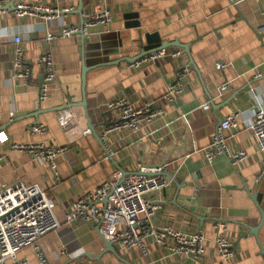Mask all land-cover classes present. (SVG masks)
<instances>
[{"label":"crops","instance_id":"crops-1","mask_svg":"<svg viewBox=\"0 0 264 264\" xmlns=\"http://www.w3.org/2000/svg\"><path fill=\"white\" fill-rule=\"evenodd\" d=\"M79 1L12 0L14 6L58 9L50 21L42 13L23 18L10 10L0 13V132L13 143L41 142L67 149L57 159L58 182H53L46 166L23 152H6L0 165V186L19 181L36 184L54 200L61 225L39 242L46 264H264V154L258 153L250 130L256 109L264 103V31L255 32L264 26V0H82V15ZM69 8L68 13L61 11ZM104 8L112 11L108 25L87 26L83 38L57 36L62 27L80 26L84 15ZM136 14L138 18L132 20ZM135 22L140 28H132ZM139 30L158 34L164 43L188 45V55L170 47L162 60L130 68L121 60L141 55ZM47 33L55 36L48 43ZM15 36L21 38L23 57L30 65L28 82L14 77ZM45 53L52 57L56 80L38 106L43 72L38 61ZM221 65L225 67L220 69ZM84 66L91 70L83 97ZM176 73L183 76V90L166 102L163 94ZM223 84L228 90L220 92ZM117 97L127 98L134 107L150 103L161 113L139 135L100 127L104 121L113 124L106 104ZM83 103L90 124L98 126L101 142L92 133L83 134L88 130L79 106ZM204 103L206 110L201 109ZM231 114H237L239 127L226 134V143L229 151H243L246 157L234 167L225 157L208 164L204 151L219 122ZM67 120L74 122V128L63 133L60 128ZM34 124L46 126L48 132L30 134L28 128ZM161 165L171 179L166 177L168 185L150 196L160 206L153 226L185 235L201 231L203 257L175 255L154 236L144 241L147 256L138 248L115 247L116 257L103 253L102 237L94 228L65 223L70 204L112 175L123 178L141 167L150 172L153 168L148 167ZM220 223L221 230L216 228ZM256 227L253 236L250 231ZM217 232L233 244L232 257L218 253ZM17 257L27 264H41L30 247L21 249Z\"/></svg>","mask_w":264,"mask_h":264},{"label":"built area","instance_id":"built-area-1","mask_svg":"<svg viewBox=\"0 0 264 264\" xmlns=\"http://www.w3.org/2000/svg\"><path fill=\"white\" fill-rule=\"evenodd\" d=\"M12 0L0 2V13L12 11L16 17L23 18L33 14L42 13L46 21L53 18L52 14H58L59 10L51 7L36 4H18L9 9V5L4 3ZM72 9H63L68 13ZM85 20L83 26H64L59 30L57 36L69 38L72 36L84 35L86 27L94 24L108 25L112 20V11L104 8L102 11L83 16ZM264 31V26L255 30ZM55 38L51 33H47L46 42ZM13 65L14 77L28 82L31 76L30 65L24 60L23 49L20 46L21 38H13ZM179 54V53H177ZM177 54H173L175 57ZM166 49L155 51L144 55L128 65L132 69H139L145 65H150L166 57ZM39 65L42 69L43 82L39 86L37 105L44 102L51 91L56 80L54 62L49 53L39 57ZM220 66V69L224 68ZM183 76L176 73L174 81L169 84L163 94V100L171 102L183 90ZM228 90V85L223 84L220 92ZM208 108V103L201 106L202 110ZM106 110L111 114L113 124L109 129H127L132 134H141L142 130L151 125L158 117L161 110H155L150 103H143L140 107L134 105L125 97H117L106 104ZM237 114H231L223 118L212 136L210 145L204 151V157L208 164H212L218 157H225L232 167L237 166L245 159L243 151H229L226 143V134L238 130L239 124ZM74 128L73 121H65L61 126V131L67 133ZM250 130L255 139L258 153L264 154V103L260 105L255 113ZM32 135H43L48 132L46 126L34 124L28 128ZM90 134L89 130L83 132ZM153 132H149L152 135ZM66 147L46 145L41 142L17 144L10 141L8 135L0 132V165L6 161V152L26 153L33 161L44 165L52 175L53 182L59 181L57 159L66 152ZM152 169V168H151ZM156 176H147L136 173L145 172L143 167L138 172L130 173L123 178L116 173L106 179L99 187L82 196L77 197L64 214V221L67 224L84 223L92 228H97L101 237L124 251L138 248L141 254L147 256L145 239L154 236L157 243L167 245L173 254L201 258L205 254L204 236L201 231L191 235H185L170 227L158 231L153 226V216L160 208L157 203L150 200L153 193L164 189L169 180L161 175L165 171V165L159 169H152ZM54 200L40 189L36 184L17 182L15 185L0 186V264H27L26 259H18V252L30 247L39 259L41 264H46L39 242L46 235L55 232L60 228V221L55 215ZM218 229L224 228L222 223L216 226ZM215 246L222 257H232L233 244L220 232H217Z\"/></svg>","mask_w":264,"mask_h":264},{"label":"water","instance_id":"water-1","mask_svg":"<svg viewBox=\"0 0 264 264\" xmlns=\"http://www.w3.org/2000/svg\"><path fill=\"white\" fill-rule=\"evenodd\" d=\"M5 0H1L0 2H4ZM9 9L13 8V5H9L8 7ZM14 9V8H13ZM78 14L79 15H82V0L79 1V4H78ZM138 18V15H133L132 17V20H136ZM85 20L83 19L82 17V21H81V24L80 26L82 27L83 24H84ZM132 28L134 29H138L140 28V23L139 22H135V23H132ZM256 33H261L260 30H255ZM82 35V38H83V34L81 33ZM138 35H140V43H141V50H142V53L139 57L137 58H134L132 60H128V59H123L121 60V62H132L144 55H147L149 53H152V52H155V51H159V50H162V49H168L170 47H173V48H179V49H182L184 54H187L188 55V50H189V46L188 45H180L178 43H164V42H161L159 37H158V34L156 33H152V34H147V33H142L140 30L138 32ZM260 35H258V39H259ZM117 64V63H115ZM90 67H86L84 66V68L82 69V72H81V92H82V95L84 97L85 95V83H86V75L87 73L90 71ZM43 82V75L40 77L39 79V82H38V85L40 86ZM85 102V101H83ZM80 107H82V109L84 110L85 112V118H86V121H87V129L90 131V133H92L96 139L101 142V139L100 137L97 135V131H96V128L98 126H95V125H91L90 124V120L88 118V115H87V111H86V106L85 104H81L79 105ZM100 127H105L106 129H108V125L107 123H105V121L100 125ZM160 166H155V167H148V168H153V169H159ZM136 174H144V175H147V176H156L158 175V173H154V172H149V173H136ZM161 175L171 179V177H168V175H166L165 173H161ZM173 180V179H172ZM253 198V197H252ZM192 204V203H191ZM193 216L196 218V219H200L198 218L196 215L193 214ZM204 220V219H203ZM261 220H264V215L261 214ZM258 227H256L255 229H252L250 231V234L253 235V236H256L255 232L256 229ZM95 230L99 233L98 229L95 228ZM102 241H103V244H104V250H103V253H111L113 255H115L116 257H118L117 255V252H116V249L115 247L112 245L111 242L105 240L103 237H102ZM125 264H128L125 262Z\"/></svg>","mask_w":264,"mask_h":264}]
</instances>
